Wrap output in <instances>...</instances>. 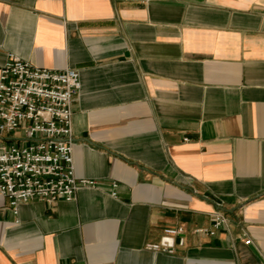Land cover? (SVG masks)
Returning a JSON list of instances; mask_svg holds the SVG:
<instances>
[{"label":"crops","instance_id":"obj_1","mask_svg":"<svg viewBox=\"0 0 264 264\" xmlns=\"http://www.w3.org/2000/svg\"><path fill=\"white\" fill-rule=\"evenodd\" d=\"M9 56L77 71L95 185L16 214L0 194V264H264V0H0Z\"/></svg>","mask_w":264,"mask_h":264},{"label":"built area","instance_id":"obj_2","mask_svg":"<svg viewBox=\"0 0 264 264\" xmlns=\"http://www.w3.org/2000/svg\"><path fill=\"white\" fill-rule=\"evenodd\" d=\"M79 86L70 68H37L14 56L0 68V194L13 214L22 203L71 201L79 189L95 185L74 176L71 103ZM221 228L227 220L215 213L211 229L195 233L213 236ZM182 233V227L164 229L160 246L171 249Z\"/></svg>","mask_w":264,"mask_h":264}]
</instances>
